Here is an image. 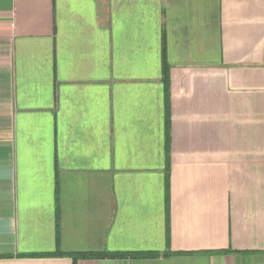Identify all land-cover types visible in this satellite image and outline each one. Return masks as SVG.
Segmentation results:
<instances>
[{
  "label": "crops",
  "instance_id": "1",
  "mask_svg": "<svg viewBox=\"0 0 264 264\" xmlns=\"http://www.w3.org/2000/svg\"><path fill=\"white\" fill-rule=\"evenodd\" d=\"M0 264H264V0H0Z\"/></svg>",
  "mask_w": 264,
  "mask_h": 264
},
{
  "label": "trees",
  "instance_id": "2",
  "mask_svg": "<svg viewBox=\"0 0 264 264\" xmlns=\"http://www.w3.org/2000/svg\"><path fill=\"white\" fill-rule=\"evenodd\" d=\"M168 73H169V68L167 66V63L164 61V81L166 82L168 81ZM157 256L158 254L148 253V254H118L112 257L114 258L132 257V258L140 259V258H152V257H157ZM81 257L91 259V258H98L100 256L92 255V254H84V255H81Z\"/></svg>",
  "mask_w": 264,
  "mask_h": 264
}]
</instances>
